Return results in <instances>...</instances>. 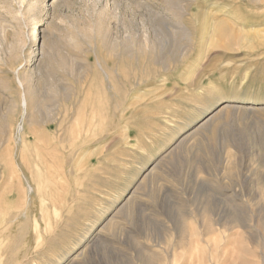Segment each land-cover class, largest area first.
Returning <instances> with one entry per match:
<instances>
[{"label":"rangeland","instance_id":"1","mask_svg":"<svg viewBox=\"0 0 264 264\" xmlns=\"http://www.w3.org/2000/svg\"><path fill=\"white\" fill-rule=\"evenodd\" d=\"M50 1L0 0V264H264V0Z\"/></svg>","mask_w":264,"mask_h":264},{"label":"bare ground","instance_id":"2","mask_svg":"<svg viewBox=\"0 0 264 264\" xmlns=\"http://www.w3.org/2000/svg\"><path fill=\"white\" fill-rule=\"evenodd\" d=\"M58 1H59V0H51V1L49 2V3H51V4H48V5H55L56 3H58ZM38 26H39V25H38ZM38 26H37V24H36V28H35V35H36V37L38 36V31H39V30H38V29H39ZM23 79H24V78H23ZM23 79H22V80H23ZM25 80H26V79H25ZM19 82H20V81H19ZM19 82H18V83H19ZM28 88H30V87H28ZM30 90H31V89H30ZM25 92H26V91H25ZM24 95H26V93H25ZM22 96H23V95H22ZM30 96H31V95H28V97H30ZM31 97H32V96H31ZM31 97H30V98H31ZM34 98H35V97H34ZM22 99H23V100H22V107H23L24 110H27V106H28V104H27V100H26L25 97H23ZM29 101H30V99H29ZM29 101H28V102H29ZM31 101H32V100H31ZM35 104H36V105H40V104H37V103H35ZM43 114H44V113H43ZM48 117H49V116H47L46 118H48ZM46 118H44V119H46ZM48 119H49V118H48ZM65 119H66V118H65ZM66 120H67V119H66ZM50 121H51V119H50ZM50 121H49V122H50ZM52 121H53V120H52ZM64 121H65V120H64ZM62 127H63V126H62ZM19 128H20V130H21V129H22V126L20 125ZM11 140H12V138H11ZM0 163H1V162H0ZM6 165H7V164H6ZM6 165L4 164V167H5ZM7 168H8V166H7ZM2 173H3V172H2ZM2 175H3V174H2ZM4 177H5V176H4ZM4 177H3V178H4ZM5 183L7 184L6 181H5ZM232 197H233V196H232ZM263 256H264V255H263ZM261 257H262V256H261ZM261 264H262V263H261Z\"/></svg>","mask_w":264,"mask_h":264}]
</instances>
